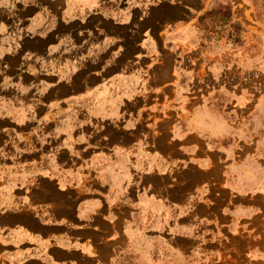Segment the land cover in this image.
<instances>
[{"label": "rangeland", "instance_id": "1", "mask_svg": "<svg viewBox=\"0 0 264 264\" xmlns=\"http://www.w3.org/2000/svg\"><path fill=\"white\" fill-rule=\"evenodd\" d=\"M134 132L154 148L191 137L214 152L211 193L219 200H228L220 183L231 166L235 178L261 186L264 0H0V264H12L8 234L16 230L2 221L38 206L31 197L48 192L39 181H49V164L58 173L71 164L89 179L83 186L99 187L93 159L112 160ZM186 160L179 168H140L137 177L163 184L170 197L182 192L178 184L186 193L208 189ZM54 176L52 193L64 189ZM262 195L242 201L253 207L245 218L224 200L194 223L185 218L184 247L175 232L166 244L152 230L151 241L141 233L137 247L122 243L119 259L264 264Z\"/></svg>", "mask_w": 264, "mask_h": 264}, {"label": "crops", "instance_id": "2", "mask_svg": "<svg viewBox=\"0 0 264 264\" xmlns=\"http://www.w3.org/2000/svg\"><path fill=\"white\" fill-rule=\"evenodd\" d=\"M59 31L63 32L64 28ZM178 127L174 126L173 131ZM178 137L184 138L183 135ZM174 143L175 148L169 145H155L154 148L147 139L140 140L136 132L130 133L129 144L125 146L127 149L115 148L117 156L113 154L112 160L107 155L106 159L103 156L93 159L95 167L100 170L93 177L99 182V187L83 186L89 179H84V171L78 173L73 170L71 164L62 173L49 164V181H39L44 189L49 185L48 192L40 191L31 197V200L39 202L38 208L34 202L33 209L26 208L15 219L2 221L4 224L16 223V230L8 234L12 240L8 243L15 248L12 264H122L117 253L122 243L137 247L141 233H145V241H151L152 237L146 233L152 230L165 234L162 238L166 244L170 241L169 233L175 232L180 239L177 243L184 247L183 237L189 227L187 225H190V219L185 218L191 217L194 223L197 214L217 207V201L224 199L219 200L215 193H211L217 185L212 175L216 167L211 160L214 152L199 150L198 143L191 137L187 142L181 139ZM186 158L190 167H198V174L194 175L202 181L201 186L208 189L200 187L199 191L186 193V188L178 184L176 190L182 192L170 197L163 184L152 183L148 175L137 177L140 168L154 170L174 165L179 168ZM241 167L247 168L248 164L242 163ZM81 168L85 170L86 166ZM233 173L234 167L231 166L227 173L228 181L220 183L230 191L228 200L225 199L222 205L226 207L231 202L230 207H237V215L248 216L253 207L243 206L242 201L249 203L260 194L264 196V179L260 180L261 186L258 183L257 188L248 177L235 178ZM52 175L62 181L64 189L57 187L58 192L52 193ZM101 186L106 188V192ZM73 187H81L82 190L78 194L73 192ZM258 189L262 191H255ZM97 193L106 198L96 197ZM238 207L242 209L238 210ZM173 218L176 223L170 224ZM153 226L157 229H151ZM170 246L173 247L172 244Z\"/></svg>", "mask_w": 264, "mask_h": 264}]
</instances>
